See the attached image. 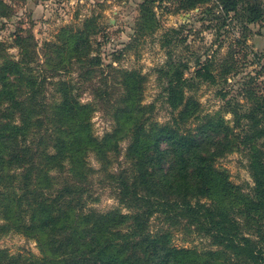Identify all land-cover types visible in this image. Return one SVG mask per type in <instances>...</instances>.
Here are the masks:
<instances>
[{
  "label": "trees",
  "instance_id": "16d2710c",
  "mask_svg": "<svg viewBox=\"0 0 264 264\" xmlns=\"http://www.w3.org/2000/svg\"><path fill=\"white\" fill-rule=\"evenodd\" d=\"M205 1L185 0L184 6L192 9ZM238 1L221 0L224 12L234 10ZM245 1V21L254 23L262 15L259 2ZM68 35L71 59L88 63V73L92 74V67L101 64V59L91 55L87 34L79 30ZM17 40L20 47H25L23 37ZM56 53L61 58L60 47ZM188 68L187 63L167 56L157 69L164 102L172 113L166 122L154 120L150 107L141 103L143 75L136 70L122 71L119 95L110 105L111 129L97 136L91 118L97 100L111 101L107 89L101 90L97 99L82 102L72 80L58 79L51 83L56 96L47 100L46 80L38 79L33 67L22 59L0 60V118L6 119L0 121V159L6 154L12 161L26 165V157L32 155L25 144H19V138L25 139L39 126L53 132L55 152H46L45 156L61 170L64 161L69 160L74 174L81 173L86 168L87 152L106 162L110 153L119 151L122 139L128 140L125 156L129 162L114 177L116 196L129 209L127 212L117 208L102 212L67 208L62 199L70 188L64 186L58 207L45 199L29 204L26 230L37 237L41 256L0 249V264H210L223 256L247 264H264L259 241L245 234L233 207L221 202L239 191L225 168L217 165L220 157L233 150V131L238 126L230 128L220 117H208L193 128L188 125L190 119L198 118L200 105L186 94V88L194 83L193 78L214 80L208 63L195 68L191 78L185 76ZM244 97L249 101L244 110L232 108L229 99L225 101L237 125L241 120L249 123L241 143L249 149L252 195L241 197L240 210L241 214L251 215L264 212V145L258 143L264 137V95L247 91ZM40 138L43 142V136ZM30 162L36 169L34 161ZM33 169L26 172L27 177L33 175ZM157 211L167 218L186 219L217 248L198 250L174 245L169 230L151 228L150 218Z\"/></svg>",
  "mask_w": 264,
  "mask_h": 264
},
{
  "label": "rangeland",
  "instance_id": "374dc122",
  "mask_svg": "<svg viewBox=\"0 0 264 264\" xmlns=\"http://www.w3.org/2000/svg\"><path fill=\"white\" fill-rule=\"evenodd\" d=\"M145 1L0 0V60L22 59L33 67L38 79L46 80L47 100L56 96L51 83L58 79L72 80L82 102L97 99L98 93L107 89L112 96L111 101L97 100L91 118L92 129L97 136L111 129L110 105L119 95L118 82L122 71L136 70L143 75L141 103L150 107V116L154 120L166 122L172 113L164 102L157 69L167 56H171L188 64L185 76L191 78L195 68L208 63L214 80L193 78L194 83L186 88V94L193 96L200 105L198 118L190 119L188 125L193 128L208 117H220L230 128L238 126L231 137L233 150L220 157L217 165L225 168L229 180L239 186V191L234 196L224 197L221 202L233 207L241 229L259 241L264 252V212L246 215L240 210L241 197L252 195L249 149L241 143L249 123L241 120L237 125L233 115L227 111L230 107L225 101L229 99L232 108L238 106L244 110L249 106L244 97L247 91L264 95V0H258L262 15L254 23H247L243 16L245 0H239L235 9L227 13L221 0H207L192 9L185 8V0H154L148 4ZM79 30L88 36L91 55H99L101 59V64L92 67V74L88 73L91 68L88 63L71 59L68 51V34ZM18 36L25 39L22 43L25 47L18 44ZM59 47L61 58L56 53ZM23 48H26L25 52ZM3 120L6 119L0 118ZM53 142V132L37 126L25 139L19 138V144H25L33 158L26 157V165L1 154V250L41 256L37 237L26 230L31 209L29 204L45 199L58 207L57 199L64 186L70 188L62 199L67 208L99 212L117 208L124 213L129 210L116 196L114 178L129 166L125 156L127 139L119 141V151L110 153L104 163L87 152L86 168L76 174L69 160L64 161L62 170L55 167L53 161H48L45 153L55 152ZM258 143L264 145V137ZM31 160L36 169H33ZM32 169L33 175L27 177L26 172ZM150 225L153 230H169L171 241L176 246L198 250L217 248L186 219L167 218L157 211L150 218ZM210 264L247 263L223 256Z\"/></svg>",
  "mask_w": 264,
  "mask_h": 264
}]
</instances>
